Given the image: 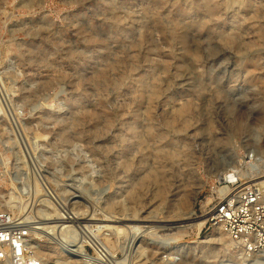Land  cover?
<instances>
[{"label": "rangeland", "instance_id": "obj_1", "mask_svg": "<svg viewBox=\"0 0 264 264\" xmlns=\"http://www.w3.org/2000/svg\"><path fill=\"white\" fill-rule=\"evenodd\" d=\"M262 172L264 0H0V212L58 219L45 264H264L213 221Z\"/></svg>", "mask_w": 264, "mask_h": 264}, {"label": "built area", "instance_id": "obj_2", "mask_svg": "<svg viewBox=\"0 0 264 264\" xmlns=\"http://www.w3.org/2000/svg\"><path fill=\"white\" fill-rule=\"evenodd\" d=\"M239 179L234 185H239ZM220 224L247 258L264 254V181L242 183L214 206ZM32 226L8 211L0 212V264H45L34 251ZM164 255L161 262L170 264Z\"/></svg>", "mask_w": 264, "mask_h": 264}, {"label": "bare ground", "instance_id": "obj_3", "mask_svg": "<svg viewBox=\"0 0 264 264\" xmlns=\"http://www.w3.org/2000/svg\"><path fill=\"white\" fill-rule=\"evenodd\" d=\"M237 173V172H236ZM236 173H235V171H229L228 173H226L225 175H223V178L226 180V181H233V180H236L237 179V177H236ZM237 176H239L238 174H237ZM248 177H249V174H248ZM264 178V172H262V174L260 175V176H258V175H255V176H253L252 178H250L249 177V179H250V181H258V180H261V179H263ZM239 179V178H238ZM236 181H238V180H236ZM236 181L234 182V183H236ZM233 183V184H234ZM221 192H222V196H226V195H228L229 194V190L227 189V188H222L221 190H220ZM47 196V195H46ZM49 196H51V195H49ZM75 199H77V198H80L81 197V195H75V196H73ZM189 198V197H188ZM71 199V198H70ZM81 199V198H80ZM46 200V199H45ZM44 199H43V201H45ZM188 201V206L187 207H184L185 209H184V211L182 212V215H180V219H179V221H181V225L179 224V225H176V226H171L172 227V229L175 231V230H179L178 232H176V234H178V233H180L179 235H187L188 233H189V231L191 230V229H193V228H195V227H202L204 224H205V222H206V220H199L198 219V217H197V215L195 214V212L193 211V199H187ZM160 202V201H159ZM49 217V216H48ZM72 220V219H71ZM174 220V219H173ZM43 221V220H42ZM108 221V220H107ZM59 221H58V219H47V220H45V221H43V222H41L40 221V223H33V222H30L32 225V230H37V231H39V232H41V233H44V234H46L47 236H51L52 235V233H56L57 231H58V225H60L59 223H58ZM178 223V222H177ZM50 224H52V226H50ZM36 225V226H35ZM95 227V226H94ZM215 229L216 230H220V229H222V227L220 226V224H215ZM70 229H71V227H70ZM74 229V228H73ZM36 231V232H37ZM75 231V230H74ZM69 232H70V234L72 233V231L71 230H69ZM40 233V234H41ZM43 235V234H42ZM41 235V236H42ZM45 235V236H46ZM175 236V235H174ZM71 238V235H70V237H69V239ZM137 237H136V240L135 241H137ZM40 240V239H39ZM93 241H94V243L95 244H97V246H99V248L101 247L102 248V244L98 241V240H96V239H92ZM32 241V240H31ZM35 244H39V242L38 241H36L35 242ZM100 244H101V246H100ZM36 245V246H37ZM32 246H33V248H34V245H33V243H32ZM185 249V248H184ZM179 250V249H178ZM167 256V255H166ZM38 257H40V256H38ZM41 259H43L42 257H40ZM164 258V257H163ZM168 258V257H167ZM97 260H98V258H96ZM44 260V259H43ZM163 260V259H162ZM162 260H160V261H158V262H161ZM171 263L170 264H173L174 263V261L172 260V258H171Z\"/></svg>", "mask_w": 264, "mask_h": 264}]
</instances>
